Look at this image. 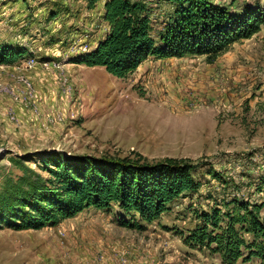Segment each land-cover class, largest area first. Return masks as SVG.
Returning <instances> with one entry per match:
<instances>
[{
  "label": "rangeland",
  "instance_id": "374dc122",
  "mask_svg": "<svg viewBox=\"0 0 264 264\" xmlns=\"http://www.w3.org/2000/svg\"><path fill=\"white\" fill-rule=\"evenodd\" d=\"M137 1L145 3L160 45L159 33L173 23L177 5ZM211 1L233 14L264 7V0ZM103 6L0 0V44L33 53L37 62L24 72L35 84L42 113L0 95V191L8 179L23 175L12 157H30L24 163L47 177L41 155L52 151L143 162L182 158L199 164L194 173L202 186L182 194L152 222L113 203L37 230L2 227L0 264H222L219 254L185 239L203 224L202 212L227 211L225 203L235 198L261 205L264 218V25L213 62L204 55L149 56L119 78L105 67L75 62L108 32ZM14 67L0 68V82L13 84ZM63 72L70 93L61 87ZM11 110L16 122L9 120ZM58 112L62 121L44 124Z\"/></svg>",
  "mask_w": 264,
  "mask_h": 264
},
{
  "label": "trees",
  "instance_id": "16d2710c",
  "mask_svg": "<svg viewBox=\"0 0 264 264\" xmlns=\"http://www.w3.org/2000/svg\"><path fill=\"white\" fill-rule=\"evenodd\" d=\"M86 1L90 8L104 1L103 16L109 29L92 50L75 62L105 67L119 78L137 70L149 56L204 55L213 62L232 44L251 38L264 25V7L233 14L211 0H167L177 5L176 18L160 31L159 45L151 34V21L142 1ZM31 57L33 53L22 45L0 44V65ZM28 158H11L23 175L17 180L8 179L0 191V229L55 226L87 207L106 209L113 203L152 222L182 194L196 192L202 186L194 173L199 164L182 158L143 162L52 151L41 155V168L47 177L28 167L24 163ZM225 207L227 211L216 207L202 212L203 224L187 236L186 243L219 254L222 264H238L241 259L264 264L262 206L235 198ZM246 234L252 241L246 240Z\"/></svg>",
  "mask_w": 264,
  "mask_h": 264
},
{
  "label": "built area",
  "instance_id": "2783aa9c",
  "mask_svg": "<svg viewBox=\"0 0 264 264\" xmlns=\"http://www.w3.org/2000/svg\"><path fill=\"white\" fill-rule=\"evenodd\" d=\"M36 62L37 61L34 57L17 61L14 67L17 70L10 73L13 84L7 85L0 82V95H8L15 102L23 105L35 115H41L42 113L37 101V90L35 84L33 80L24 72V69L32 68ZM60 79L63 92L70 93L71 86L69 84V79L64 72L60 74ZM8 116L10 121H17V113L14 110H11ZM63 118L64 115L62 112H58L55 115L48 116L44 120V124L48 126L62 121Z\"/></svg>",
  "mask_w": 264,
  "mask_h": 264
},
{
  "label": "crops",
  "instance_id": "0c3cea01",
  "mask_svg": "<svg viewBox=\"0 0 264 264\" xmlns=\"http://www.w3.org/2000/svg\"><path fill=\"white\" fill-rule=\"evenodd\" d=\"M14 67V65L13 64H10V65H0V68H13ZM94 67H98V66H94ZM44 90V89H43ZM45 92L46 93H48V90L47 89H45ZM41 95V94H40ZM39 99H41V97L39 98Z\"/></svg>",
  "mask_w": 264,
  "mask_h": 264
}]
</instances>
